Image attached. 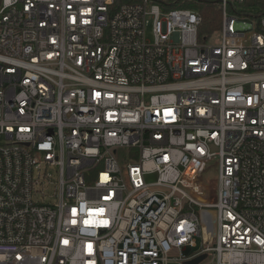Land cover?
I'll return each instance as SVG.
<instances>
[{
    "label": "built area",
    "instance_id": "2783aa9c",
    "mask_svg": "<svg viewBox=\"0 0 264 264\" xmlns=\"http://www.w3.org/2000/svg\"><path fill=\"white\" fill-rule=\"evenodd\" d=\"M245 1L0 0V264H264Z\"/></svg>",
    "mask_w": 264,
    "mask_h": 264
},
{
    "label": "trees",
    "instance_id": "16d2710c",
    "mask_svg": "<svg viewBox=\"0 0 264 264\" xmlns=\"http://www.w3.org/2000/svg\"><path fill=\"white\" fill-rule=\"evenodd\" d=\"M244 5L255 8V14L264 13V0H246ZM203 15V23L200 28L201 34H211L221 25V10L213 1H201L196 4Z\"/></svg>",
    "mask_w": 264,
    "mask_h": 264
},
{
    "label": "rangeland",
    "instance_id": "374dc122",
    "mask_svg": "<svg viewBox=\"0 0 264 264\" xmlns=\"http://www.w3.org/2000/svg\"><path fill=\"white\" fill-rule=\"evenodd\" d=\"M239 9L242 10L243 12L248 13V14H255L256 13L255 8H252V7H249L246 5L240 6ZM213 174H214L213 171H208L205 174L204 182H208L209 179H211V177L213 176ZM203 197L209 198L210 200H213V199H215V193H212V191H211V194H209L208 191H206L204 193ZM174 256L176 258H173L172 260H170V262L168 264H182V261L180 260V254L177 253V254H174ZM202 257H203V262L201 264H207L209 262V259L206 258V255H202Z\"/></svg>",
    "mask_w": 264,
    "mask_h": 264
},
{
    "label": "water",
    "instance_id": "95a60500",
    "mask_svg": "<svg viewBox=\"0 0 264 264\" xmlns=\"http://www.w3.org/2000/svg\"><path fill=\"white\" fill-rule=\"evenodd\" d=\"M202 260H203V257L200 256V257H198V258H196V259L190 261L189 264H198V263H200Z\"/></svg>",
    "mask_w": 264,
    "mask_h": 264
},
{
    "label": "snow or ice",
    "instance_id": "6c2138e0",
    "mask_svg": "<svg viewBox=\"0 0 264 264\" xmlns=\"http://www.w3.org/2000/svg\"><path fill=\"white\" fill-rule=\"evenodd\" d=\"M73 211H75V210H73Z\"/></svg>",
    "mask_w": 264,
    "mask_h": 264
}]
</instances>
